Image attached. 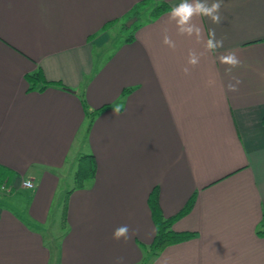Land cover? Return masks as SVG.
Returning a JSON list of instances; mask_svg holds the SVG:
<instances>
[{"label": "crops", "instance_id": "crops-1", "mask_svg": "<svg viewBox=\"0 0 264 264\" xmlns=\"http://www.w3.org/2000/svg\"><path fill=\"white\" fill-rule=\"evenodd\" d=\"M138 1L0 0V166L9 172L0 264H138L139 243L155 231L153 186L164 215L193 194L172 226L196 234L149 264H264V0H222L220 24L194 17L203 40L210 29L223 39L214 52L169 22L180 0H161L154 16L160 0ZM136 6L131 38L115 39L112 26ZM190 50L205 52L196 66ZM229 51L241 60L235 92L217 59ZM37 66L69 88L27 89L24 73ZM80 96L90 108L110 105L86 125ZM81 149L93 155L92 179L62 185ZM125 224L131 238L111 239Z\"/></svg>", "mask_w": 264, "mask_h": 264}, {"label": "trees", "instance_id": "trees-1", "mask_svg": "<svg viewBox=\"0 0 264 264\" xmlns=\"http://www.w3.org/2000/svg\"><path fill=\"white\" fill-rule=\"evenodd\" d=\"M149 2L150 0H139L138 2H136V5H145ZM166 7H167V3L165 1L160 0L156 5H152L149 8L148 15L154 16ZM138 13L140 12H138L137 6H136L132 10V16H135L136 19L128 25L124 23H120L119 29L122 31L125 29V27L131 26L124 35L125 40L126 39L128 40L131 38L132 27H134L136 20H139ZM112 21L113 19L106 21L107 23L105 22L102 28L107 27L109 23ZM24 78L27 82V89L40 90L50 85L59 86L62 88H69L68 86L64 85L59 80L46 78L42 72V69L39 66L35 67L33 70L25 72ZM127 90H128V87H124L121 91L122 92L121 94L124 95L127 92ZM80 101L82 104L84 115L86 116V121H87L86 125L90 124L92 118L98 112H100L102 109L110 105L109 103H102L96 107L90 108L87 105L83 96H80ZM261 121L264 124V113L262 115ZM78 156H77V163L79 161L78 159L80 158L81 159L86 158L87 160L86 159L84 160L83 166L78 163V165L74 168L73 175H74V180L76 181L72 186H80V185L87 183L88 181L92 179L94 175V171H95V164H94V158H93L92 153L83 152L80 154L79 158ZM8 173L9 172L6 169L0 166V181L4 179L3 177L9 176ZM69 189L66 190L65 192H68ZM193 197H194L193 194H191L188 197V199L184 202V204L177 211L169 215H164L159 205V202H158V194H157L156 186H153L150 189L147 195L146 201H147V205L150 210L151 219L154 223L155 231L152 236V239L149 242L139 243L140 248L142 250V255H141V258L138 264H149L151 260L158 254V252L167 244L177 242L180 240H184V239H188L196 234V231L193 229H176L172 226V223L176 218L183 215L185 212L189 210V208L191 207L193 203ZM64 210H65V204L63 205L62 215H64ZM257 231L261 234H264V225L260 227Z\"/></svg>", "mask_w": 264, "mask_h": 264}, {"label": "clouds", "instance_id": "clouds-1", "mask_svg": "<svg viewBox=\"0 0 264 264\" xmlns=\"http://www.w3.org/2000/svg\"><path fill=\"white\" fill-rule=\"evenodd\" d=\"M222 0H213L208 3V0H180L178 4L171 7L168 13V20L170 23H174L177 29V33L182 36L195 37L197 43L203 40L202 29L194 22V17H208L213 24H220L222 19H226L221 13ZM163 43L170 48H175V42L165 34L163 36ZM224 46L223 39H217L215 30L210 29L208 38L203 40V47L206 52H214ZM205 52L190 50L187 57V65L196 66L200 63V57ZM217 59L223 65H226L225 73L230 76V82L227 84L228 91H238V86L241 80L238 77L232 76L233 69L238 68L241 65V60L234 51H229L226 54L218 55ZM183 72L188 74L190 72L189 67H184ZM234 81V82H232ZM116 113L120 112L117 108ZM24 186L30 187L31 182L29 180L24 181ZM113 240H124L125 242L131 238L130 229L128 225H121L115 228L111 234ZM116 264H123V258H117Z\"/></svg>", "mask_w": 264, "mask_h": 264}, {"label": "rangeland", "instance_id": "rangeland-1", "mask_svg": "<svg viewBox=\"0 0 264 264\" xmlns=\"http://www.w3.org/2000/svg\"><path fill=\"white\" fill-rule=\"evenodd\" d=\"M140 14H141V12H140ZM129 19V17H121L120 18V22L119 23H115L113 26H112V29H111V35L112 36H114L115 37V39H119V38H121L122 36H124L125 35V33L128 31V29L131 27V26H129V27H125V29L122 31V30H120L119 29V26H120V23H126L127 22V20ZM137 21V20H136ZM135 23V22H134ZM133 25V24H132ZM84 127H85V124L83 125V127L79 130V132L80 133H83L84 131H85V129H84ZM79 132H78V134H79ZM78 141V140H77ZM76 141V142H77ZM84 150V149H83ZM75 151V150H74ZM79 152V151H78ZM80 154L81 153H83V151H82V149H81V152H79ZM78 154V153H77ZM76 154V155H77ZM80 154H79V156H80ZM79 156H78V158H79ZM74 159V158H73ZM69 160L70 159H68V161H67V163H66V166L67 167H73V168H75L77 165H78V163L80 164V165H84V160H85V158H80V159H78L79 161H78V163H77V160L76 161H74V163H72V164H69ZM74 169H73V171H72V168H71V171H69L68 173H66L64 176V178H62L61 179V183H62V185L64 184V185H66V186H70V185H73L74 183H75V181L76 180H74ZM60 192H61V188H60V190H59ZM59 192V193H60ZM58 193V195L59 196H62V193H60L59 194ZM61 213H62V211H61ZM54 227H56L57 229H59L58 228V225H55Z\"/></svg>", "mask_w": 264, "mask_h": 264}, {"label": "built area", "instance_id": "built-area-1", "mask_svg": "<svg viewBox=\"0 0 264 264\" xmlns=\"http://www.w3.org/2000/svg\"><path fill=\"white\" fill-rule=\"evenodd\" d=\"M25 180H29L30 182H31V186L33 185V183H32V181L29 179V178H23V179H21V184L22 185H24V181ZM0 187L3 189H6V190H8L9 189V186L5 183V182H2L1 184H0Z\"/></svg>", "mask_w": 264, "mask_h": 264}, {"label": "water", "instance_id": "water-1", "mask_svg": "<svg viewBox=\"0 0 264 264\" xmlns=\"http://www.w3.org/2000/svg\"><path fill=\"white\" fill-rule=\"evenodd\" d=\"M135 16L129 17L127 22L125 23L126 25L130 24L134 20Z\"/></svg>", "mask_w": 264, "mask_h": 264}]
</instances>
